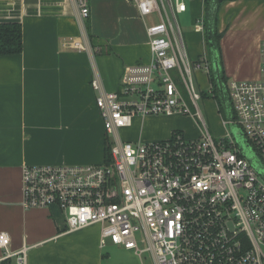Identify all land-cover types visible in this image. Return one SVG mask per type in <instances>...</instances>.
Segmentation results:
<instances>
[{"label": "built area", "instance_id": "obj_1", "mask_svg": "<svg viewBox=\"0 0 264 264\" xmlns=\"http://www.w3.org/2000/svg\"><path fill=\"white\" fill-rule=\"evenodd\" d=\"M91 1L76 0L83 18ZM131 1L148 21L149 61L126 66L117 90L91 81L109 157L92 164H26L25 208L57 207L69 231L98 223L102 245L112 241L140 257L149 252L156 264H264V40L256 78L228 80L232 115L223 120L243 129L257 166L230 132L216 139L199 109L204 96L194 74L210 79L212 63L207 52L189 56L178 20L187 0ZM193 28L205 34V15ZM64 45L86 50L74 37ZM209 85L213 93L211 79ZM157 114L199 117L203 126L196 119L200 132L191 139L179 130L153 142L122 139L120 130L134 118ZM10 239L0 231V264H27V247L10 251Z\"/></svg>", "mask_w": 264, "mask_h": 264}, {"label": "crops", "instance_id": "obj_2", "mask_svg": "<svg viewBox=\"0 0 264 264\" xmlns=\"http://www.w3.org/2000/svg\"><path fill=\"white\" fill-rule=\"evenodd\" d=\"M187 2L181 14L193 20L205 15V0ZM218 12L226 76L255 79L264 0H225ZM6 22L20 23L23 34L21 54L0 56V231L11 236L8 249L27 247V264H112L117 252L137 255L109 241L102 245L98 223L69 231L57 207L25 208L22 174L26 164L96 163L100 144L104 159L106 134L91 81L98 79L105 91L117 90L126 66L149 61L148 21L131 0H92L88 18L80 15L76 0H0V23ZM188 36V53L199 43L192 58L197 59L207 50L205 34ZM72 37L86 50L64 45ZM200 73L210 84L207 73L196 71L200 79ZM147 118H136L141 135L130 140L156 139L142 132ZM100 120L101 138L97 132L87 142ZM176 122L158 139L169 138ZM4 253L0 247V258Z\"/></svg>", "mask_w": 264, "mask_h": 264}, {"label": "rangeland", "instance_id": "obj_3", "mask_svg": "<svg viewBox=\"0 0 264 264\" xmlns=\"http://www.w3.org/2000/svg\"><path fill=\"white\" fill-rule=\"evenodd\" d=\"M178 20L181 25V29L184 32V37H185V42L189 41V33H196V31L193 28L194 23L197 21V19L193 20L190 14H179L178 15ZM189 31V32H188ZM188 33V34H187ZM186 43V46H187ZM199 43H193L194 47H197L196 49H191L189 52V56L194 58V55H196V51L200 50V46H198ZM189 49V48H188ZM236 68V67H235ZM245 69V67H244ZM202 74V79L198 78L196 75V72L194 74L195 79L197 81L198 86L200 87L201 90H203V93H206V97L204 99L199 101V109L203 113L206 124L208 128H210L211 133L216 139L224 138L227 136V132H230L231 136L235 139L236 144H238V147L242 149L243 154L249 159L254 161V163L258 166L259 165V160L256 156V151L253 146V144H250L244 133L243 129L236 123H228L226 126L223 125V120L224 119H229L230 117L227 114V111L224 109L222 112L219 110V103L217 101L216 96L213 95V93L210 90V85L206 81L204 74ZM245 76L240 77L239 79H246L244 78ZM238 79V80H239ZM182 92L185 94V89L182 84L179 85ZM189 105L191 107L192 112H196V108L193 106L191 102H189ZM168 116L166 114H157V115H151L148 116L147 119L144 120V125L142 127V132L144 131L145 136L147 137H156V139H149L145 140L148 142H153V141H158V137H164L166 135H161L164 132H166V126L168 123L172 121H177L176 127L174 128L175 130L183 131L185 134V137L187 139L195 138L199 135L200 129H198V125L196 123L197 121L203 126L202 121L199 117H196L194 119L191 115L190 116H168V118H162L164 116ZM157 116H162V117H157ZM173 117V118H170ZM93 132V134H88L87 137L85 138L87 142H91L93 136L96 135L98 132L100 134V138L102 136V122L101 120L98 121L97 124V129L94 127L92 128L89 132ZM120 135L122 136V139L125 140H130L134 139L132 136H136L138 138L141 135V130H140V121L136 118H134L133 123L131 126L124 127V129L120 130ZM159 132V133H158ZM161 133V134H160ZM172 135V134H171ZM170 135V136H171ZM169 136V137H170ZM167 138V137H166ZM158 139V140H157ZM137 140V139H135ZM103 145L100 144V152L97 155V157L94 160L96 163H101L102 162V155H103ZM109 243H112V241H109ZM114 244V243H112ZM117 246V244H115ZM120 246V247H119ZM123 246L118 245L117 249L123 250ZM124 248V247H123ZM140 257V256H139ZM137 255H130L122 252H117L115 255H113L112 258V264H156L154 261V258L151 253L147 252L144 254V257L142 260L139 258ZM117 262V263H116Z\"/></svg>", "mask_w": 264, "mask_h": 264}, {"label": "trees", "instance_id": "obj_4", "mask_svg": "<svg viewBox=\"0 0 264 264\" xmlns=\"http://www.w3.org/2000/svg\"><path fill=\"white\" fill-rule=\"evenodd\" d=\"M225 0H205V42L208 59L212 63L210 79L213 82V95L219 103V110L227 111L232 115L230 97L227 91L229 78L225 74L224 62L222 61V47L220 45L223 33L217 28L219 9ZM22 26L16 22L0 23V56L21 54L23 52ZM214 64L217 66L215 71ZM206 97V93H203ZM111 152L107 137L104 142V158H108Z\"/></svg>", "mask_w": 264, "mask_h": 264}, {"label": "water", "instance_id": "obj_5", "mask_svg": "<svg viewBox=\"0 0 264 264\" xmlns=\"http://www.w3.org/2000/svg\"><path fill=\"white\" fill-rule=\"evenodd\" d=\"M213 66H214V68H215V71H216V70H217V66H216V64H214Z\"/></svg>", "mask_w": 264, "mask_h": 264}]
</instances>
